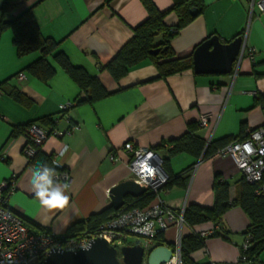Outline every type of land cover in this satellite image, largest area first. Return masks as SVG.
I'll return each mask as SVG.
<instances>
[{
	"label": "crops",
	"instance_id": "crops-1",
	"mask_svg": "<svg viewBox=\"0 0 264 264\" xmlns=\"http://www.w3.org/2000/svg\"><path fill=\"white\" fill-rule=\"evenodd\" d=\"M152 1L161 11L172 5V0ZM256 1L202 0V12L170 41L174 54L183 56L211 34L221 42L241 35L246 46L230 73L196 74L185 70L166 78H157L158 71L149 61L131 68L119 80L101 68L146 18L141 0H28L12 12H0L1 22L31 8L42 35L54 39L57 50L72 65L98 78L109 92L94 101L74 103L60 117L58 127L78 123L79 128L62 138L49 136L42 143L41 153L66 168L70 180L69 200L64 207L49 210L41 206L32 195V169L22 153L25 139L22 134L12 137L10 133L16 126L58 116L60 104L75 102L83 93L52 57L49 61L55 73L49 79L42 81L32 75L27 67L40 53L17 56L11 29L0 33V182L12 176L15 181L7 206L37 226L64 234L71 224L109 206V189L132 178L130 154L123 149L125 142L143 147L167 146L169 140L183 135L190 123L197 124L193 134L206 143L241 136L259 126L264 120V107L257 102L259 96L264 97V16L255 3L251 5ZM163 21L174 26L178 18L168 11ZM249 47L254 49L252 55ZM18 72L26 77L18 79ZM13 89L27 101L12 97ZM202 116L207 117L204 126L199 125ZM65 145L68 151L60 156ZM158 151L167 157L165 149ZM168 172L182 180L160 190L157 196L175 210L188 204L211 207L215 175L230 183L229 198L233 199L235 182L242 177L229 158H195L185 152L169 158ZM3 194L0 192V196ZM250 223L247 213L234 205L223 213L218 225L207 221L193 227L171 226L163 232V238L175 244L184 235L213 231L203 237V246L190 254L196 263L264 264V250L254 261L239 260Z\"/></svg>",
	"mask_w": 264,
	"mask_h": 264
},
{
	"label": "trees",
	"instance_id": "trees-1",
	"mask_svg": "<svg viewBox=\"0 0 264 264\" xmlns=\"http://www.w3.org/2000/svg\"><path fill=\"white\" fill-rule=\"evenodd\" d=\"M26 1L28 0H0V12L2 14L12 12ZM141 2L147 13L146 18L134 28L132 38L101 68L106 69L115 80L124 77L131 68L145 61L151 62L156 67L158 71L157 78H166L185 70L193 71L192 53L202 42L196 45L191 53L176 56L171 48L170 41L182 28L187 26L202 12V0H172V5L167 11L159 10L152 0H141ZM192 9L195 11L192 12ZM168 11H173L178 18L174 26H168L163 21ZM7 28L12 31V42L17 56H23L32 52L40 53V56L27 67V70L32 75L42 81H46L55 73V68L50 63L49 57H52L69 74L83 93V96L75 99V103L94 101L109 94L98 78L89 75L84 68L72 65L65 54L57 50V42L54 39L42 35L31 8L23 10L12 20H2L0 22V33ZM154 49L158 50L157 53H150V50ZM0 90L3 92L1 87ZM10 94L20 102L27 101L15 89ZM257 102L264 107V97L259 96ZM54 118L55 116L42 118L38 124L48 127L54 123ZM31 123L34 122L14 127L10 136L23 135L27 126ZM197 127V124L190 123L187 126L188 130L180 137L169 140L167 146L162 143L161 145L152 147L154 150L165 149L167 153V157H163V167L169 177L160 189H167L177 183L178 179L182 180L180 177L173 178L168 172L169 158L171 156L185 152L195 158H207L213 156L217 149L233 139L244 138L246 136V133H244L241 136H228L206 143L203 138L193 134ZM39 164H47L54 170H57L53 166L52 158L41 153L40 149L32 157L28 158V167L33 170ZM229 186L230 183L227 180L215 175L212 183L213 205L211 207H203L198 204H188L184 208L183 218L186 225L190 227L207 221L218 225L223 213L229 207L234 205L240 206L251 220L250 225L245 231V236L247 234L252 236V245L245 251V254L247 261H254L259 253L264 250V194L256 195L253 185L249 184L244 179V176L235 182L236 193L233 199L229 198ZM155 196L156 193L149 189L138 197L128 196L121 209L115 210L109 205L99 212L91 213L85 220L71 224L64 233V237H75L85 231H94L100 223L106 221L112 214L122 209L133 207L144 208L153 201ZM21 219L31 231L47 230L31 223L27 219L22 217ZM152 243V247L164 245L172 250L175 248V244L163 238V232L156 233L152 238ZM202 246L203 237L199 234L191 233L182 236L180 239L181 264H198L191 258L190 254Z\"/></svg>",
	"mask_w": 264,
	"mask_h": 264
},
{
	"label": "built area",
	"instance_id": "built-area-1",
	"mask_svg": "<svg viewBox=\"0 0 264 264\" xmlns=\"http://www.w3.org/2000/svg\"><path fill=\"white\" fill-rule=\"evenodd\" d=\"M256 4L264 16V0H257ZM243 40V50L245 48ZM254 49L248 48L250 55ZM18 79H24L25 73L18 72ZM2 91L0 90V93ZM75 102H65L59 105L60 114L55 116L54 123L48 127L31 123L23 133L25 143L22 153L28 159L41 147L49 137L62 138L72 134L79 128L78 123H69L66 128L58 127L61 116ZM207 117L199 119V125L204 126ZM244 138H236L216 150L213 156L229 158L241 172L244 179L254 187L256 195L264 194V120L256 127L246 130ZM123 149L129 152L128 167L132 173V179L147 190H152L158 195L161 186L168 180V173L163 167V157L158 150L152 147L135 146L131 141L123 144ZM56 180L67 183L70 180L66 168L52 159ZM14 176L9 180L0 182V264H41L48 253L54 249L77 250L86 247L90 240L96 236L103 237L116 248L131 244L130 237H141L139 241L145 249L152 246V238L158 232H164L171 226L181 227L185 225L183 218L184 208L175 210L156 197L155 201L144 208L133 207L122 209L112 214L106 221L100 223L96 230L85 231L79 236L65 238L64 234H58L51 230L31 231L21 217L14 213L8 206L7 200L14 188ZM211 232L198 233L204 237ZM252 245V236L247 234L241 247L239 260L247 261L245 251ZM165 264H181L180 239L175 242V248L171 259ZM209 264H217L210 262Z\"/></svg>",
	"mask_w": 264,
	"mask_h": 264
},
{
	"label": "water",
	"instance_id": "water-1",
	"mask_svg": "<svg viewBox=\"0 0 264 264\" xmlns=\"http://www.w3.org/2000/svg\"><path fill=\"white\" fill-rule=\"evenodd\" d=\"M192 12L195 10L192 9ZM157 49L150 53H157ZM243 54V37L236 36L229 42H221L216 34L199 44L192 53L193 71L196 74H227L233 70ZM147 191L132 178L111 187L108 192L110 205L119 210L128 196L138 197ZM173 250L164 245L145 249L140 242L121 248L96 236L84 248L77 250H51L41 264H165Z\"/></svg>",
	"mask_w": 264,
	"mask_h": 264
},
{
	"label": "clouds",
	"instance_id": "clouds-1",
	"mask_svg": "<svg viewBox=\"0 0 264 264\" xmlns=\"http://www.w3.org/2000/svg\"><path fill=\"white\" fill-rule=\"evenodd\" d=\"M68 151L65 145L59 155L63 156ZM32 195H34L39 204L49 210L64 207L69 200L67 183H58L55 177L54 169L47 164H39L32 170Z\"/></svg>",
	"mask_w": 264,
	"mask_h": 264
},
{
	"label": "rangeland",
	"instance_id": "rangeland-1",
	"mask_svg": "<svg viewBox=\"0 0 264 264\" xmlns=\"http://www.w3.org/2000/svg\"><path fill=\"white\" fill-rule=\"evenodd\" d=\"M129 240H130V242L132 244V243H136V242L141 241V237L131 236Z\"/></svg>",
	"mask_w": 264,
	"mask_h": 264
}]
</instances>
